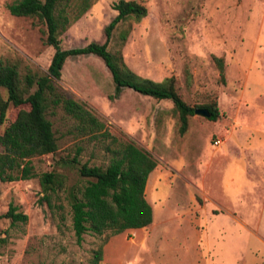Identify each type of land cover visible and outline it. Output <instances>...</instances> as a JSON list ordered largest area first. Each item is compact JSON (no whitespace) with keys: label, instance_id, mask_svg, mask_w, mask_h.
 Here are the masks:
<instances>
[{"label":"rangeland","instance_id":"1","mask_svg":"<svg viewBox=\"0 0 264 264\" xmlns=\"http://www.w3.org/2000/svg\"><path fill=\"white\" fill-rule=\"evenodd\" d=\"M12 1L0 0V61L14 65L22 82L26 74L47 73L53 48L43 21L11 15ZM114 1L88 0V9L60 32V46L104 42ZM134 1L146 15L118 22L107 50L140 77H171L190 106L215 103L218 116L193 114L180 134L170 100L129 88L109 99L113 82L103 61L67 57L52 84L84 103L108 134L78 133L59 106L47 108L55 150L31 158L33 177L0 181V264H94L97 249L98 264H264V159L249 161L247 174L243 168V148L264 140V0ZM77 2L59 0L56 9L69 11ZM213 57L222 59L223 80ZM19 107L8 106L0 134ZM112 137L131 139L156 160L144 189L151 222L117 234L87 232L77 242L68 191L86 180L81 164L106 166ZM45 171L65 176L50 205L38 183ZM10 206L25 219L5 216Z\"/></svg>","mask_w":264,"mask_h":264},{"label":"trees","instance_id":"2","mask_svg":"<svg viewBox=\"0 0 264 264\" xmlns=\"http://www.w3.org/2000/svg\"><path fill=\"white\" fill-rule=\"evenodd\" d=\"M59 0H14L7 9L13 16H36L46 28L45 43L53 48L47 73L33 78L26 74L22 82L14 65L0 61V124L6 119L8 106L19 107L15 116L0 134V181L10 182L33 177L31 158L51 153L56 148L51 122L46 118L47 108L59 106L75 121V128L81 134L93 138L105 136L101 131L103 123L84 103L65 95L56 89L52 79H59L60 70L67 57L92 54L99 57L110 73L113 93L116 97L122 88L153 97L168 99L177 114L178 132L187 128L188 117L194 114L195 107L185 103L176 92L172 78L153 81L140 77L129 70L122 58L110 53L106 46L111 31L126 18L139 20L146 15V7L134 0H116L111 8L116 12L104 26L105 40L102 43L89 42L84 46L62 48L59 34L72 21H75L89 7L88 0H78L69 11L64 7L56 9ZM56 9V13H55ZM218 67L219 78L223 80V65L220 57H213ZM35 85L33 91L30 88ZM4 90L6 97H3ZM209 112V120H215L218 109L215 103L203 105ZM112 146L105 167L81 164L78 174L86 178L81 186H71L68 191L71 228L77 242L87 232L102 234L108 231L117 234L125 229L141 228L151 222L152 211L144 197V187L148 174L156 166V160L145 149L137 146L131 139H111ZM79 149H77L78 151ZM75 161V157H73ZM65 176L54 171L39 174L38 183L42 200L50 205V195L64 187ZM9 207L4 214L11 220H24L25 215L14 213ZM100 249L94 251L93 263L98 264Z\"/></svg>","mask_w":264,"mask_h":264},{"label":"crops","instance_id":"3","mask_svg":"<svg viewBox=\"0 0 264 264\" xmlns=\"http://www.w3.org/2000/svg\"><path fill=\"white\" fill-rule=\"evenodd\" d=\"M229 133H230V131H225L226 135H229ZM216 140H218V139H216ZM218 141H219L218 143H220V139ZM243 151L248 155L244 158L245 162H244V166H243L244 171L247 174V167L249 166V163H248L249 161L257 160L259 163H261V161L264 159V140L263 141L260 140V142H256V143L254 142L253 145H247L246 148H243ZM145 185H146V182H145ZM144 189H145V187H144Z\"/></svg>","mask_w":264,"mask_h":264},{"label":"water","instance_id":"4","mask_svg":"<svg viewBox=\"0 0 264 264\" xmlns=\"http://www.w3.org/2000/svg\"><path fill=\"white\" fill-rule=\"evenodd\" d=\"M194 114H197L203 117H209L210 115L206 108H195Z\"/></svg>","mask_w":264,"mask_h":264},{"label":"built area","instance_id":"5","mask_svg":"<svg viewBox=\"0 0 264 264\" xmlns=\"http://www.w3.org/2000/svg\"><path fill=\"white\" fill-rule=\"evenodd\" d=\"M218 142H219L218 140H215V141H214V144H217Z\"/></svg>","mask_w":264,"mask_h":264}]
</instances>
